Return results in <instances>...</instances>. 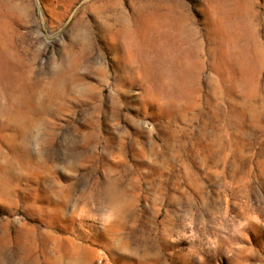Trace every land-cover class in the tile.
I'll list each match as a JSON object with an SVG mask.
<instances>
[{
	"label": "rangeland",
	"instance_id": "rangeland-1",
	"mask_svg": "<svg viewBox=\"0 0 264 264\" xmlns=\"http://www.w3.org/2000/svg\"><path fill=\"white\" fill-rule=\"evenodd\" d=\"M0 264H264V0H0Z\"/></svg>",
	"mask_w": 264,
	"mask_h": 264
}]
</instances>
